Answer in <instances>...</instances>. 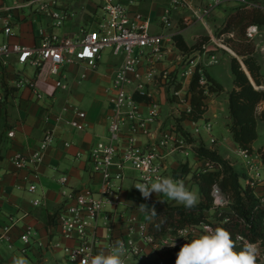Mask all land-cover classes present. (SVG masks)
I'll return each instance as SVG.
<instances>
[{
	"label": "crops",
	"instance_id": "0c3cea01",
	"mask_svg": "<svg viewBox=\"0 0 264 264\" xmlns=\"http://www.w3.org/2000/svg\"><path fill=\"white\" fill-rule=\"evenodd\" d=\"M27 1L0 0V9H12L10 12L12 36L7 40L11 44L38 48L48 37H56L58 40L64 38L77 40L83 31L96 30L103 21L100 0H58L60 8L69 14V19L59 28L53 27L52 20L36 13L33 8H29L25 4ZM118 1L127 8L130 16L141 14L148 17L151 22L150 32L152 34L171 39V43L164 45L162 55L155 63L149 65L155 79L166 72L174 77V83H172L173 86H169L168 80V82L160 81V85L155 82L158 86H153L154 82L148 84L147 95L150 98V104H157L160 108H165V120H162L160 115L157 123L149 125L150 135L138 138L139 145L144 147L157 140L160 130L166 132L171 128L174 129L175 122L182 112H189V84L197 65H200L206 72L207 67L216 66L219 63L216 57L217 52L228 53L235 57L228 48L223 47L225 48L223 50L216 43V30L236 10L258 8L264 12V0H245L246 4H242L240 0H222L221 5L217 7H211L210 0H186L191 7L196 9L209 7L208 15L201 21L190 20L191 13L187 10L172 9L169 0H133L132 4H129L128 0ZM166 13L169 15L170 27L163 29L160 19ZM196 24L202 26L204 33L191 32L185 37V32ZM257 28L259 36L251 40L255 43L253 57L258 61L264 77V27ZM174 36H181L189 48L201 38H209V43L202 55L196 53L183 55L176 49L172 41ZM2 40L3 37L0 34V42ZM215 47L220 50L218 51ZM106 53L111 55L110 51H104L93 68L84 64L63 68L60 82L66 88H55L49 96H43L41 99L34 96L29 88H15V83L19 78L28 79L22 77L20 72L15 71V67L18 65L15 64L14 58H11L6 66H0V264H12L13 258L20 256L26 259V264H73L66 259L62 251V248L71 246V242L62 239L54 221L55 216L66 207L69 193H95L101 183V177L92 173L87 155L90 148L107 138L108 118L111 114L108 96L120 59L116 58L118 60L112 63L106 61L104 56ZM185 58L188 60L184 61ZM146 80L143 78V81ZM164 83H167L168 86L164 87ZM51 85H54V82ZM176 85L181 87L178 92L173 89ZM52 87L49 90H53ZM171 95L176 99L174 103L169 102ZM215 96L217 95H210L205 101L207 113L204 115L203 125L200 124V121L179 123L180 128L190 136L193 144H186L177 132L178 140L183 144L173 152L169 149L165 150V178L179 180L173 176V173L178 170L180 165L188 164L187 159L185 162L176 159V153L183 154L185 157L190 154L193 156L194 163L188 164L192 171L209 168L207 161L195 157L193 149L199 145L207 150L216 151L223 160H228L226 157L223 158L218 151L219 141L210 135L212 127L209 118L210 116L213 119L216 118ZM140 104V112L143 115L146 113L147 104ZM73 110L83 113L84 119H78L73 114ZM59 116L63 118L64 122H76L81 129L73 130L65 123L56 125L54 118ZM46 117L49 118L48 122L45 121ZM205 126H210V131H207ZM50 129L55 130L54 142L45 151L41 162L35 167L38 178H33L29 171H17L10 159L15 154L32 153L41 141L43 133ZM188 129L193 131V135L189 134ZM195 130H198L197 134ZM201 132L208 136V142L202 139ZM9 133L13 134L12 138L8 137ZM252 150H255L254 143ZM246 158L250 157L246 156ZM259 164L261 165L260 162ZM61 177L67 178L65 186L58 183ZM125 180L126 184H124ZM135 180L136 176L127 172L121 182L120 206L116 209L105 208L106 213L114 215L111 231H108L102 220L97 223L95 230L97 248L105 253L108 238L111 235L112 238H118L125 234L121 223L122 216H134L139 222L148 225L150 212H160L166 205H178L166 196L163 197L156 193H152L151 197L145 200L141 194L133 190L132 187L136 185ZM179 181L192 191L194 184L190 182V177ZM30 184L36 188L32 194L28 192ZM199 199L200 196L197 197V203ZM35 200L40 202L37 207L33 206ZM261 200L263 202V199ZM141 201L150 209L141 210L139 207ZM152 207L155 209H151ZM213 212L215 213L214 209L207 216H211ZM10 226L11 228L8 229ZM194 229L192 231L194 235L189 236V239L204 233L202 226ZM188 232L190 230L181 235ZM27 233L30 234L31 240L29 245L25 246L20 238ZM174 240L177 244L174 249L175 254L167 264H175L176 253L182 244L179 243L180 237L174 235H168L162 240L165 243ZM145 256L147 257L146 262L135 260L129 261V264H143L141 262L156 264L159 259L164 257V255L151 252L148 249L145 250Z\"/></svg>",
	"mask_w": 264,
	"mask_h": 264
},
{
	"label": "built area",
	"instance_id": "2783aa9c",
	"mask_svg": "<svg viewBox=\"0 0 264 264\" xmlns=\"http://www.w3.org/2000/svg\"><path fill=\"white\" fill-rule=\"evenodd\" d=\"M210 1L211 7H217L222 3V0ZM132 2L133 0H128L129 4ZM240 2L246 4L245 0H240ZM169 3L172 9L177 8L190 12V20L193 21H201L209 13V7L196 9L191 7L186 0H169ZM25 4L33 8L36 13L52 20L53 27L59 28L69 19L68 12L60 8L58 0H28ZM100 4L103 21L98 29L83 31L77 40L66 38L58 40L56 37H48L38 48L23 47L7 41L12 36V16L10 14L12 9H0V34L3 37L0 42V66H6L9 60L14 58L16 65L33 69V80L19 78L15 83V88H29L38 99L49 96L55 88H66L60 82L61 70L66 66L84 64L93 68L106 50L110 51L114 58L120 59L108 96L111 114L108 118L107 138L90 148L87 155L92 173L101 177L99 189L95 193H69L66 207L55 216L54 224L60 236L71 242V246L62 248V251L66 259L73 264H85L89 254L96 255L102 252L97 248L95 235L97 223L102 220L108 231H111L114 215L106 213L105 208L116 209L120 206L121 182L126 173H136L135 181L138 185L148 184L157 178L164 177L166 173L165 150L169 149L173 152L183 144L178 140L177 132L171 128L166 132L160 130L155 142L141 147L138 138L150 135L149 125L158 122L160 111L157 104H147L146 113L142 115L141 104L133 100L134 93L148 97L146 88H144L145 83H153L156 78L153 70L149 69V65L155 63L162 55L164 45L171 43V39L152 34L150 19L141 14L130 16L127 8L122 6L118 0H100ZM160 20L163 29L170 27L168 13ZM245 35L249 40L259 36L257 26L248 27ZM219 47L225 50L224 46L219 45ZM202 50H206V45L202 46ZM143 78L147 80L143 81ZM158 79L168 82V74L164 72L158 76ZM52 82L54 85H51ZM51 86L53 90H49ZM73 114L78 119H84V114L78 110H73ZM48 120L49 118L46 117L45 121L48 122ZM54 122L56 125L65 123L73 130L81 129L76 122H64L60 116L55 117ZM205 128L210 131V126H205ZM54 131V129L45 131L32 153L15 154L10 159L17 171H29L33 178H38L35 167L41 162L45 151L53 144ZM195 133L197 134L198 130H195ZM12 135L9 133L8 137L12 138ZM249 172L252 171L249 170ZM58 183L65 186L67 178H59ZM248 185L253 186L252 183ZM35 189V186L30 184L28 192L32 194ZM212 195L214 210L226 204L225 198L216 188ZM39 205L38 200L33 202V206ZM121 218L125 234L118 238H112L111 235L108 238L106 253L119 242L126 252V255L122 257L124 264L135 260L146 262L145 250L147 249L164 255L156 264H167L173 258L177 244L171 247L169 244L172 242L165 243L163 239L155 241L148 233V225L139 222L134 216L124 215ZM202 227L204 232L211 228L206 225ZM10 228L11 226L8 229ZM194 228H188L174 236L180 237L179 243L183 245L189 240V236L194 235L192 234ZM187 230L190 232L182 236L181 234ZM30 240L29 233L20 238L25 246L29 245ZM237 241L243 240L237 238ZM145 262L141 263L145 264Z\"/></svg>",
	"mask_w": 264,
	"mask_h": 264
},
{
	"label": "trees",
	"instance_id": "16d2710c",
	"mask_svg": "<svg viewBox=\"0 0 264 264\" xmlns=\"http://www.w3.org/2000/svg\"><path fill=\"white\" fill-rule=\"evenodd\" d=\"M264 27V12L258 8L240 9L231 15L220 30L217 38L231 36L235 31L242 39L243 45L239 50L233 48L229 40L223 44L234 50L241 58V63L248 73L253 85L242 70L236 58H230V69L233 76V90L228 94V132L232 142L247 156L253 155L252 145L257 139L256 121L264 122V109L258 113V108L264 105V77L258 61L253 57L254 48L245 33L248 27ZM234 38V34H233ZM232 38V39H233ZM172 41L176 49L183 55L195 53L202 54L203 45L209 43V38H201L192 46L187 47L181 36H174ZM212 53V52H209ZM169 86L174 83V77L168 75ZM203 82V83H202ZM180 85L173 87L175 92L180 90ZM223 92L222 87L214 82L197 65L192 75L189 90L188 103L189 112L180 114L175 122L174 130L178 132L188 145L193 141L190 136L183 132L179 123L189 121L196 123L203 119L207 112L205 101L210 95H219ZM133 100L137 103L150 104V98L133 94ZM175 97L169 99L170 103L175 102ZM195 157L209 163V168L192 171L188 164H182L173 176L179 180L190 177V182L197 185L199 189V202L195 207L186 209L182 205L168 206L153 215L149 214L148 233L155 241H161L168 235H177L188 228L206 225L215 228H224L229 231L237 251L248 244L258 249L257 264H264V203L256 196L253 189L243 186V178L231 166L223 160L216 151H210L203 146L194 148ZM264 168V149L256 152ZM217 189L222 196L228 200L226 211L218 212L215 223H210L207 214L213 209V190ZM237 238L243 241L238 242Z\"/></svg>",
	"mask_w": 264,
	"mask_h": 264
},
{
	"label": "rangeland",
	"instance_id": "374dc122",
	"mask_svg": "<svg viewBox=\"0 0 264 264\" xmlns=\"http://www.w3.org/2000/svg\"><path fill=\"white\" fill-rule=\"evenodd\" d=\"M226 22H227V20L215 32V37L217 39L216 43L218 45H222V46L226 47L223 43L228 41V39H229V40H232L231 44H232L233 48L236 50H239V46L243 45V43H242V39H241V37L237 31H235L233 33L234 38H233V34L231 36H222V37L217 38L218 33L225 26ZM191 32L204 33V30L200 24H196L194 27L187 30L185 32L184 36L185 37L188 36L189 33H191ZM251 45L254 48V52H255V43L253 41H251ZM215 48L218 51L220 50V48H218V47H215ZM229 50L235 55V57L231 56L228 53L224 54L222 52H217L216 57H217L219 63L216 66H210V67H207L205 69L206 74L214 82L219 84L223 89V92L220 93L219 95L215 96V98H214L215 107H216L215 108L216 118L213 119V118H211V116L209 118L211 121V127H212L210 135L219 141L220 144H219L218 151L220 152V155L223 158L226 157L228 159L226 161L229 162L231 164V166L243 178V180L241 181V184L243 186H246L249 183H252L253 186L251 188L253 189L254 193L258 197L262 196L259 198L264 200V195H263L264 194V168H263V166H261L262 164L261 165L259 164L260 160H259L258 156L256 155L257 150L264 149V122L260 121V120L256 121L257 139L254 142V147H255L256 151L253 150V155H251L252 157L249 156L250 158H246L247 155L242 153L236 147V145L232 142L230 135H229V132H228L229 120H228V112H227V97H228V94L234 88L233 87V76H232L231 69H230V58H236L239 62H241V58L236 55L234 50H231V49H229ZM196 54L202 55L200 53H196ZM104 56H105L106 61H109L111 63L118 60V59L116 60V58L112 57V55L107 54V53ZM187 60H188L187 58L184 59V61H187ZM15 71L20 72L22 77H26L29 81L33 80V72L34 71L32 69H30L28 67L23 68V67L16 66ZM155 82H157L158 85H160V79L159 80L155 79V81H154L153 86H155V85L158 86L157 84H155ZM168 84L164 83L163 86L167 87ZM148 86H149L148 83H145L144 88H146L145 89L146 92L148 91L147 90ZM171 86H173V85H171ZM262 88L264 89V87H262ZM165 91H167L166 88H165ZM263 109H264V105H261L258 108L257 112L260 113ZM159 111H160L161 119L165 120V108L159 107ZM204 122H205V117H203V119L200 120V124L203 125ZM188 131H189L190 135H193V131H191V129H188ZM201 137L205 142L206 141L208 142V136L205 133L201 132ZM176 146H179V144H176ZM199 146H201V145H199ZM199 146H197V147H199ZM193 150H195V149H193ZM175 158L180 160V161H183V162H185L187 159L188 164H190V165H192L194 163V159H193V156L191 154L188 157H185L183 154L176 153ZM249 170H251L252 172H249ZM129 173H130V175L136 176V173H134V172H129ZM164 178H165V176H164ZM251 179H253V181H250ZM182 180H185V179H182ZM124 184H126V180L124 181ZM136 185H138V183H136ZM130 186H131V184H130ZM135 186L132 187L133 190L136 191L138 194H140L139 190L136 189ZM192 186H193L192 192L197 194V197H198L199 196L198 195L199 189H198L197 185H192ZM185 187H186V185H185ZM158 195H162L163 197H165L163 194H158ZM224 201L226 202V204L223 205L222 207L221 206L217 207V210H214L215 213L213 212V214L208 217L209 221H212L210 223H212V224L215 223V218L217 216L216 211H218V212L226 211L225 207L228 204V200L225 198ZM139 203H140V205L145 204L143 201H141ZM191 236H193V235H191ZM256 250H257V254H258V249L256 248Z\"/></svg>",
	"mask_w": 264,
	"mask_h": 264
},
{
	"label": "clouds",
	"instance_id": "9594fccd",
	"mask_svg": "<svg viewBox=\"0 0 264 264\" xmlns=\"http://www.w3.org/2000/svg\"><path fill=\"white\" fill-rule=\"evenodd\" d=\"M135 188L145 200H148L152 193H156L163 194L186 209H191L197 204V195L187 189L183 182L172 178L160 177L148 184L136 185ZM139 207L141 210L150 209L146 204ZM155 214L153 211V215ZM169 245L175 247L176 241ZM235 249L229 231L224 228H209L180 247L176 253L175 264H257V250L252 244L239 251ZM125 255L124 246L118 242L107 253L102 251L96 255L89 254L85 264H124L122 257ZM12 264H26V259L23 256L15 257Z\"/></svg>",
	"mask_w": 264,
	"mask_h": 264
},
{
	"label": "water",
	"instance_id": "95a60500",
	"mask_svg": "<svg viewBox=\"0 0 264 264\" xmlns=\"http://www.w3.org/2000/svg\"><path fill=\"white\" fill-rule=\"evenodd\" d=\"M239 63H240V65H241V67H242V70L244 71V73H245V74H246V76L248 77V79H249L250 83L253 85V82H252V80L250 79V77H249L248 73L246 72V70H245L244 66L242 65V63H241V62H239ZM253 86H254V85H253Z\"/></svg>",
	"mask_w": 264,
	"mask_h": 264
}]
</instances>
